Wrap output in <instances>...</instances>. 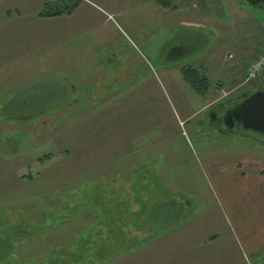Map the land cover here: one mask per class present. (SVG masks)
<instances>
[{"label": "rangeland", "instance_id": "1", "mask_svg": "<svg viewBox=\"0 0 264 264\" xmlns=\"http://www.w3.org/2000/svg\"><path fill=\"white\" fill-rule=\"evenodd\" d=\"M60 1L0 0V264H263L264 136L204 123L264 86L245 78L264 10L80 0L59 40L34 21Z\"/></svg>", "mask_w": 264, "mask_h": 264}, {"label": "trees", "instance_id": "2", "mask_svg": "<svg viewBox=\"0 0 264 264\" xmlns=\"http://www.w3.org/2000/svg\"><path fill=\"white\" fill-rule=\"evenodd\" d=\"M67 4L63 3V0L61 4L58 3L59 9H53L48 10V8H44L42 12H40L39 16L43 18H51V17H57L60 15H67L70 16L73 14V12L78 8L80 0H67ZM156 6L166 9V10H176L178 7V3H180L182 0H151ZM181 76L182 80L187 84V86L197 95L199 96H205L209 91V81L205 76L200 73V71L192 69V68H184L181 70ZM264 89L263 87H257L256 89L252 90L250 92L251 95L258 90ZM242 100L241 96L232 98L230 100H227L225 102H222L221 104L217 105L216 108L221 109H232L238 102ZM261 142V141H259ZM263 143V142H262ZM263 145V144H261ZM50 160L47 156L43 160H39V163H41L44 160ZM50 264H54L53 262Z\"/></svg>", "mask_w": 264, "mask_h": 264}, {"label": "water", "instance_id": "3", "mask_svg": "<svg viewBox=\"0 0 264 264\" xmlns=\"http://www.w3.org/2000/svg\"><path fill=\"white\" fill-rule=\"evenodd\" d=\"M244 1L251 7H264V0ZM227 118L230 121L229 128L237 123L245 131L264 136V89L249 96L244 95L243 100L230 111Z\"/></svg>", "mask_w": 264, "mask_h": 264}, {"label": "crops", "instance_id": "4", "mask_svg": "<svg viewBox=\"0 0 264 264\" xmlns=\"http://www.w3.org/2000/svg\"><path fill=\"white\" fill-rule=\"evenodd\" d=\"M193 7H194V5H192ZM250 6V5H249ZM256 7H258L257 5L255 6V7H252V8H256ZM39 14V13H38ZM37 14V16H36V20L34 21V25L36 26V25H39V26H37V27H42V26H45V29L47 28V26H50V24L52 23L53 25H55V26H57L58 28L57 29H59V30H61V31H59L58 32V35H59V37H58V39L59 40H61V39H68V38H70L71 37V35L75 32V31H72V29H71V24H72V19L73 18H75L76 17V15H77V11L75 12V13H73L72 15H70V16H67V15H60V16H57V17H51V18H43V17H40L39 15ZM38 21V22H37ZM63 26V28H61ZM61 28V29H60ZM49 35L50 36H52V35H54V32H49L48 33V35H46V34H44V31H42V30H38V31H36L35 33H34V38L35 37H37V39H34V42H36V41H38L39 40V42H36V43H34L37 47H40L41 45H42V43L44 42L43 40H42V38L43 37H45V38H47V36H48V38H49ZM66 35H68L69 37H66V38H64ZM55 37L54 36H52V39L49 41L50 43H49V47H51V43H52V40L54 39ZM53 46V45H52ZM263 46H264V44H263ZM62 54H64V53H62ZM258 56V53L255 55V57L253 58V60L252 61H254L255 59H256V57ZM60 62H59V61ZM43 61L44 62H46V66L47 65H51V61H50V59H43ZM56 61L58 62V63H62V65H64V63H66V61H62V59H56ZM251 61V62H252ZM250 62V63H251ZM76 62H74V64H75ZM249 63V64H250ZM248 64V65H249ZM248 65H247V67H248ZM46 66H45V68H46ZM246 67V68H247ZM48 69H52V70H64V69H67V67H65V66H54V67H51V66H49L48 67ZM232 85V84H231ZM239 250V252H240V254L242 255V257H243V260H246V254L245 253H243V251H242V249L241 248H239L238 249ZM227 258V257H226ZM226 258H223V259H221L220 261H223V262H225L226 260H230V259H226ZM217 262H219V260H216Z\"/></svg>", "mask_w": 264, "mask_h": 264}, {"label": "flooded vegetation", "instance_id": "5", "mask_svg": "<svg viewBox=\"0 0 264 264\" xmlns=\"http://www.w3.org/2000/svg\"><path fill=\"white\" fill-rule=\"evenodd\" d=\"M260 9L264 10V7L261 5H257ZM240 102H238L232 109H234ZM217 106H214L211 108L205 116V131L219 134V135H225V136H232V137H250L254 142H259L258 135L254 134L249 131L243 130V128L238 125L237 123H234L231 128H229L228 125H230V121L228 120V114L232 109H221L216 108ZM260 144H263L262 141ZM263 146V145H262Z\"/></svg>", "mask_w": 264, "mask_h": 264}, {"label": "built area", "instance_id": "6", "mask_svg": "<svg viewBox=\"0 0 264 264\" xmlns=\"http://www.w3.org/2000/svg\"><path fill=\"white\" fill-rule=\"evenodd\" d=\"M264 72V48L258 58L248 67L246 72V80L254 82Z\"/></svg>", "mask_w": 264, "mask_h": 264}]
</instances>
